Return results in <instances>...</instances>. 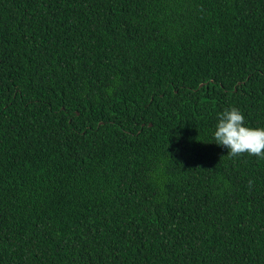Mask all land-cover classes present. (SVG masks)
Instances as JSON below:
<instances>
[{
  "label": "trees",
  "instance_id": "1",
  "mask_svg": "<svg viewBox=\"0 0 264 264\" xmlns=\"http://www.w3.org/2000/svg\"><path fill=\"white\" fill-rule=\"evenodd\" d=\"M229 107L264 127V0H0V264H264Z\"/></svg>",
  "mask_w": 264,
  "mask_h": 264
},
{
  "label": "clouds",
  "instance_id": "2",
  "mask_svg": "<svg viewBox=\"0 0 264 264\" xmlns=\"http://www.w3.org/2000/svg\"><path fill=\"white\" fill-rule=\"evenodd\" d=\"M215 144L227 148V156L243 154L264 159V127H249L236 107L225 108L218 114L213 132ZM249 186L252 181L249 180Z\"/></svg>",
  "mask_w": 264,
  "mask_h": 264
}]
</instances>
